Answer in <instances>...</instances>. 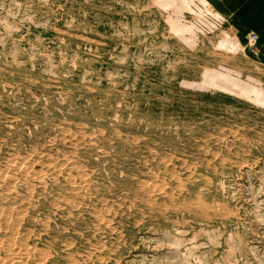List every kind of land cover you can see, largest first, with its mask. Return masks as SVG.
Wrapping results in <instances>:
<instances>
[{
	"label": "rangeland",
	"instance_id": "1",
	"mask_svg": "<svg viewBox=\"0 0 264 264\" xmlns=\"http://www.w3.org/2000/svg\"><path fill=\"white\" fill-rule=\"evenodd\" d=\"M182 1L0 0V264H264V66Z\"/></svg>",
	"mask_w": 264,
	"mask_h": 264
},
{
	"label": "crops",
	"instance_id": "2",
	"mask_svg": "<svg viewBox=\"0 0 264 264\" xmlns=\"http://www.w3.org/2000/svg\"><path fill=\"white\" fill-rule=\"evenodd\" d=\"M185 6L193 15H208L207 21H199L201 27L225 30L230 44L246 43L251 33H257L261 48L256 57L264 66V0H183L182 11Z\"/></svg>",
	"mask_w": 264,
	"mask_h": 264
},
{
	"label": "bare ground",
	"instance_id": "3",
	"mask_svg": "<svg viewBox=\"0 0 264 264\" xmlns=\"http://www.w3.org/2000/svg\"><path fill=\"white\" fill-rule=\"evenodd\" d=\"M3 48V47H2ZM3 51V50H2ZM60 58V57H59ZM17 66V65H16ZM11 67H13V66H11ZM9 68V67H8ZM11 69H13V68H11ZM15 69V68H14ZM21 69V68H20ZM19 71V70H18ZM22 72V71H21ZM24 72V71H23ZM17 73V72H16ZM27 73H29V72H27ZM8 74V73H7ZM34 74V73H33ZM32 74V75H33ZM37 75H35V77H36ZM16 78V77H15ZM26 78V77H25ZM48 78V77H47ZM5 79V78H4ZM22 79V78H21ZM49 79V78H48ZM65 79H66V77H65ZM61 80V79H60ZM20 81V80H19ZM65 81V80H64ZM42 82V81H41ZM57 82V81H56ZM66 82V81H65ZM64 83V82H63ZM22 84V83H21ZM58 84V83H57ZM96 86V85H95ZM42 87V86H41ZM77 88V87H76ZM108 88V87H107ZM13 89V88H12ZM46 89H48V88H46ZM100 89V88H99ZM2 90H3V88H2ZM17 90V89H16ZM24 90H26V89H24ZM51 90V89H50ZM49 90V91H50ZM11 91V90H10ZM52 91V90H51ZM97 91H99V90H97ZM40 92V91H39ZM41 93V92H40ZM23 94V93H22ZM18 95H20V94H18ZM23 96V95H22ZM28 96V95H27ZM105 96H106V94H105ZM24 97V96H23ZM8 98V97H7ZM6 98V99H7ZM22 98V97H21ZM27 98H29V97H27ZM12 99V98H11ZM30 99V98H29ZM28 99V100H29ZM2 100V99H1ZM14 100V99H13ZM15 100H16V97H15ZM31 100V99H30ZM24 101V100H23ZM35 100H33V102H34ZM8 102V101H7ZM42 102V101H41ZM59 102V101H58ZM4 103V102H3ZM29 103V102H28ZM44 103V102H43ZM49 103V102H48ZM8 104V103H7ZM14 104V103H13ZM22 104V103H21ZM24 104V103H23ZM65 104V103H64ZM67 104V103H66ZM31 105V104H30ZM50 105V104H49ZM67 105H69V104H67ZM16 106V105H15ZM36 106V105H35ZM58 106V105H57ZM61 106V105H60ZM65 106V105H64ZM64 106H63V108H64ZM38 107V106H37ZM52 107V106H51ZM50 107V108H51ZM54 107H56V106H54ZM30 108V107H29ZM6 109V108H5ZM18 109V108H17ZM23 109V108H22ZM21 109V110H22ZM52 109V108H51ZM79 109V108H78ZM31 110V109H30ZM20 111V110H19ZM25 111V110H24ZM27 111V110H26ZM80 111V110H79ZM17 112V111H16ZM44 112V111H43ZM32 113H34V112H32ZM56 113V112H55ZM12 114V113H11ZM19 114V113H18ZM29 113H27V115H28ZM44 114V113H43ZM31 115V114H30ZM29 115V116H30ZM33 115V114H32ZM75 115V114H74ZM61 116V115H60ZM22 117V116H21ZM25 117V116H24ZM35 117V116H34ZM41 117V116H40ZM77 117V116H76ZM81 117V116H80ZM79 117V118H80ZM26 118V117H25ZM58 118V117H57ZM87 118H88V116H87ZM113 118V117H112ZM29 119V118H28ZM37 119V118H36ZM40 119V118H39ZM32 120V119H31ZM68 120V119H67ZM102 120V119H101ZM21 121V120H20ZM23 121V120H22ZM10 122V121H9ZM11 122H13V121H11ZM83 122H84V120H83ZM105 122V121H104ZM1 123V122H0ZM32 123V122H31ZM43 123V122H42ZM102 123V122H101ZM108 123V122H107ZM15 124H16V122H15ZM46 124V123H45ZM56 124V123H55ZM93 124V123H92ZM94 124H95V122H94ZM118 124V123H117ZM73 125V124H72ZM72 125H70V126H72ZM104 125V124H103ZM107 125V124H106ZM105 125V126H106ZM109 125V124H108ZM55 126V125H54ZM101 126V125H100ZM18 127V126H17ZM44 127V126H43ZM115 127V126H114ZM118 127V126H117ZM119 127H120V125H119ZM42 128V127H41ZM76 128V127H75ZM79 128V127H78ZM98 128V127H97ZM111 128V127H110ZM121 128V127H120ZM73 129V128H72ZM115 129V128H114ZM19 130V129H18ZM57 130V129H56ZM94 130V129H93ZM99 130V129H98ZM110 130V129H109ZM52 131H53V129H52ZM67 131V130H66ZM54 132V131H53ZM76 132V131H75ZM92 132V131H91ZM97 132V131H96ZM109 132V131H108ZM118 132V131H117ZM1 133V132H0ZM34 133V135L35 134H38L39 132H37V133H35V132H33ZM49 133H51V131L49 132ZM87 133V132H86ZM19 134V133H18ZM41 134V133H40ZM53 134V133H52ZM64 134V133H63ZM71 134V133H70ZM81 134V133H80ZM106 134L108 135L109 133H107L106 132ZM26 135V134H25ZM59 135H60V132H59ZM76 135V134H75ZM107 135H105L104 134V136L106 137ZM113 135V134H112ZM117 135V134H116ZM2 136V135H1ZM49 136V135H48ZM110 136V135H109ZM108 136V137H109ZM140 136V135H139ZM14 137V136H13ZM28 137V136H27ZM36 137V136H35ZM67 137V136H66ZM87 138V137H86ZM94 138V137H93ZM131 138V137H130ZM31 139V138H30ZM35 139V138H34ZM60 139V138H59ZM94 139H96V138H94ZM109 139V138H108ZM107 139V140H108ZM114 139V138H113ZM9 140V139H8ZM36 140V139H35ZM38 140H40V139H38ZM38 140H37V142H38ZM47 140H48V138H47ZM70 140V139H69ZM11 141V140H10ZM18 141V140H17ZM16 141V142H17ZM44 141V140H43ZM49 141V140H48ZM58 141V140H57ZM101 141H103V140H101ZM127 141V140H126ZM5 142V141H4ZM13 142H15V140L13 141ZM72 142V141H71ZM71 142H70V144H71ZM96 142H97V140H96ZM117 142V141H116ZM131 142V141H130ZM8 143V142H7ZM33 143H35V142H33ZM124 143V142H123ZM129 143V142H128ZM147 143V142H146ZM9 144V143H8ZM56 144V143H55ZM68 144V143H67ZM82 144V143H81ZM88 144V143H87ZM111 144V143H110ZM127 144V143H126ZM135 144V143H134ZM149 144V143H148ZM151 144V143H150ZM5 145V144H4ZM21 145V144H20ZM50 145H52V144H50ZM104 145V144H103ZM102 145V146H103ZM119 145H122V144H119ZM125 145V144H124ZM128 145V144H127ZM9 146V145H8ZM7 146V147H8ZM15 146V145H14ZM33 146V145H32ZM42 146V145H41ZM41 146H40V148H41ZM56 146V145H55ZM59 146V145H58ZM66 146V145H65ZM68 146V145H67ZM76 146V145H75ZM87 146V145H86ZM94 146V145H93ZM96 146V145H95ZM94 146V148H97V147H95ZM97 146H99V145H97ZM150 146H152V145H150ZM49 147V146H48ZM84 147V146H83ZM101 147V146H100ZM113 147V146H112ZM115 147V146H114ZM2 148V147H1ZM18 148V147H17ZM16 148V149H17ZM38 148H39V146H38ZM55 148V147H54ZM110 148H111V145H110ZM134 148V147H133ZM140 148V147H139ZM185 148V147H184ZM7 149V148H6ZM46 149V148H45ZM62 149V148H61ZM74 149H75V147H74ZM90 149V148H89ZM107 149V148H106ZM115 149V148H114ZM126 149V148H125ZM129 149V148H128ZM135 149H137V148H135ZM134 149V150H135ZM144 149V148H143ZM156 149V148H155ZM190 149V148H189ZM14 150V149H13ZM71 150V149H70ZM88 150V149H87ZM91 150V149H90ZM89 150V151H90ZM96 150V149H95ZM109 150V149H108ZM118 150H119V148H118ZM130 150V149H129ZM145 150V149H144ZM186 150V149H185ZM201 150V149H200ZM15 151H17V150H15ZM14 151V152H15ZM24 151V150H23ZM43 151V150H42ZM80 151H83L82 150V148L80 149ZM97 151V150H96ZM117 151V150H116ZM133 151V150H132ZM184 151V150H183ZM190 151V150H189ZM21 152V151H20ZM19 152V153H20ZM32 152V151H31ZM71 152V151H70ZM85 152V151H84ZM103 152V151H102ZM106 152V151H105ZM125 152V151H124ZM143 152V151H142ZM148 152V151H147ZM150 152V151H149ZM164 152V151H163ZM23 153V152H22ZM80 153H82V152H80ZM96 153V152H95ZM111 153V152H110ZM127 153V152H126ZM1 154V153H0ZM10 154V153H9ZM35 154H37V153H35ZM87 154V153H86ZM94 154V153H93ZM100 154V153H99ZM117 154V153H116ZM127 154H129V153H127ZM27 155V154H26ZM45 155V154H44ZM97 155V154H96ZM120 155V154H119ZM138 155V154H137ZM10 156V155H9ZM34 156V155H33ZM80 156V155H79ZM85 156H87V155H85ZM102 156V155H101ZM124 156V155H123ZM127 156V155H126ZM168 156V155H167ZM36 157V156H35ZM38 157V156H37ZM43 157V156H42ZM81 157V156H80ZM127 157H129V156H127ZM3 158V157H2ZM1 158V159H2ZM22 158V157H21ZM25 158V157H24ZM28 158V157H27ZM33 158V157H32ZM111 158V157H110ZM115 158V157H114ZM163 158V157H162ZM4 159V158H3ZM7 159H8V157H7ZM48 159V158H47ZM89 159H90V156H89ZM101 159V158H100ZM159 159H161V158H159ZM9 160V159H8ZM50 160H52V159H50ZM63 160V159H62ZM67 160V159H66ZM149 160V159H148ZM34 161V160H33ZM45 161V160H44ZM49 161V160H48ZM54 161V160H53ZM1 162V161H0ZM29 162V161H28ZM68 162V161H67ZM77 162V161H76ZM87 162V161H86ZM37 163V162H36ZM73 163V162H72ZM82 163V162H81ZM94 163V162H93ZM92 163V164H93ZM7 164V163H6ZM28 164V163H27ZM26 164V165H27ZM88 164V163H87ZM90 164V163H89ZM59 165V164H58ZM91 165V164H90ZM158 165V164H157ZM160 165V164H159ZM86 166V165H85ZM136 166H137V164H136ZM14 167V166H13ZM32 167V166H31ZM41 168V167H40ZM91 168V167H90ZM153 168H154V166H153ZM24 169V168H23ZM42 169V168H41ZM143 169V168H142ZM15 170V169H14ZM20 170V169H19ZM46 170H48V169H46ZM63 170V169H62ZM84 170V169H83ZM96 170V169H95ZM144 170V169H143ZM160 170V169H159ZM158 170V171H159ZM44 171V170H43ZM50 171V170H49ZM55 171V170H54ZM56 171H58V170H56ZM64 171V170H63ZM72 171V170H71ZM89 171V170H88ZM145 171H147V170H145ZM157 171V172H158ZM75 172V171H74ZM150 172V171H149ZM161 172V171H160ZM167 172V171H166ZM21 173V172H20ZM34 173V172H33ZM46 173V172H45ZM55 173V172H54ZM100 173V172H99ZM98 173V174H99ZM145 173V172H144ZM171 173V172H170ZM5 174V173H4ZM9 174V173H8ZM18 174V173H17ZM16 174V175H17ZM50 174V173H49ZM66 174V173H65ZM103 174V173H102ZM115 174V173H114ZM120 174V173H119ZM135 174H137V173H135ZM135 174H134V176H135ZM164 174V173H163ZM162 174V175H163ZM169 174V173H168ZM208 174V173H207ZM213 174V173H212ZM77 175V174H76ZM104 175V174H103ZM121 175V174H120ZM128 175V174H127ZM165 175V174H164ZM18 176H20V175H18ZM79 176V175H78ZM77 176V177H78ZM100 176V175H99ZM107 176V175H106ZM116 176V175H115ZM114 176V177H115ZM118 176V175H117ZM124 176V175H123ZM123 176H122V178H123ZM151 176H153V175H151ZM169 176V175H168ZM70 177V176H69ZM95 177V176H94ZM120 177V176H119ZM128 177V176H127ZM131 177V176H130ZM136 177H138V176H136ZM147 177V176H146ZM160 177V176H159ZM162 177V176H161ZM167 177V176H166ZM214 177V176H213ZM18 178V177H17ZM49 178H50V176H49ZM52 178V177H51ZM89 178V177H88ZM99 178V177H98ZM107 178V177H106ZM113 178V177H112ZM111 178V179H112ZM122 178H120L121 179V181H122ZM153 178V177H152ZM64 179V178H63ZM70 179V178H69ZM77 179V178H76ZM82 179V178H81ZM90 179V178H89ZM95 179V178H94ZM107 179H109V178H107ZM144 179V178H143ZM160 179V178H159ZM166 179V178H165ZM174 179H175V177H174ZM214 179V178H213ZM25 180V179H24ZM48 180V179H47ZM101 180V179H100ZM105 180V179H104ZM110 180V179H109ZM125 180V179H124ZM132 181H134L133 179H131ZM142 180V179H141ZM140 180V181H141ZM207 180V179H206ZM52 181V180H51ZM50 181V182H51ZM89 181V180H88ZM112 181V180H111ZM126 181V180H125ZM124 181V182H125ZM139 181V180H138ZM161 181V180H160ZM168 181V180H167ZM4 182V181H3ZM36 182V181H35ZM54 182V181H53ZM63 182V181H62ZM102 182V181H101ZM114 182V181H113ZM116 182V181H115ZM123 182V181H122ZM142 182V181H141ZM169 182V181H168ZM10 183V182H9ZM12 183V182H11ZM19 183V182H18ZM61 183V182H60ZM126 183V182H125ZM125 183H123V184H125ZM132 183V182H131ZM170 183V182H169ZM63 184V183H62ZM98 184H100V183H98ZM102 184V183H101ZM108 184V183H107ZM171 184V183H170ZM7 185V184H6ZM49 185V184H48ZM54 185V184H53ZM66 185V184H65ZM139 185V184H138ZM199 185V184H198ZM204 185V184H203ZM216 185V184H215ZM8 186V185H7ZM22 186V185H21ZM50 186V185H49ZM71 186V185H70ZM93 186V185H92ZM97 186V185H96ZM103 186V185H102ZM132 186V185H131ZM136 186V185H135ZM11 187V186H10ZM31 187H33V186H31ZM30 187V188H31ZM77 187H79V186H77ZM120 187L121 186H119V189H120ZM129 187V186H128ZM175 187V186H174ZM191 187V186H190ZM5 188V187H4ZM12 188V187H11ZM10 188V189H11ZM19 188H22V187H19ZM44 188V187H43ZM192 188H194V187H192ZM191 188V189H192ZM217 188V187H216ZM3 189V188H2ZM28 189V188H27ZM26 189V190H27ZM37 189V188H36ZM56 189V188H55ZM92 189V188H91ZM105 189V188H104ZM130 189V188H129ZM135 189V188H134ZM49 190H51V188L49 189ZM54 190V189H53ZM59 190V189H58ZM61 190V189H60ZM71 190V189H70ZM73 190H74V187H73ZM99 190V189H98ZM111 190V189H110ZM115 191H116V189H114ZM118 190V189H117ZM177 190V189H176ZM215 190V189H214ZM41 191V190H40ZM63 191V190H62ZM112 191V190H111ZM121 190H119V192H120ZM140 191V190H139ZM138 191V192H139ZM141 191H143V190H141ZM145 191H147V190H145ZM200 191V190H199ZM48 192V191H47ZM68 192H70V191H68ZM117 192V191H116ZM148 192H149V190H148ZM169 192V191H168ZM15 193H17V192H15ZM30 193V192H29ZM35 193V192H34ZM44 193V192H43ZM64 193V192H63ZM77 193V192H76ZM95 193V192H94ZM94 193H92V194H94ZM101 193V192H100ZM108 193V192H107ZM121 193V192H120ZM185 193V192H184ZM58 194V193H57ZM80 194H81V192H80ZM103 194H104V192H103ZM109 194V193H108ZM116 194V193H115ZM118 194V193H117ZM124 194H126L125 192H124ZM137 194V193H136ZM161 194V193H160ZM192 194V193H191ZM11 195V194H10ZM29 195V194H28ZM33 195V194H32ZM69 195H70V193H69ZM130 195H132L131 193H130ZM190 195V194H189ZM18 196V195H17ZM34 196V195H33ZM47 196V195H46ZM98 196V195H97ZM104 196V195H103ZM106 196H108V195H106ZM118 196H119V194H118ZM121 196V195H120ZM147 196V195H146ZM182 196H183V194H182ZM191 196V195H190ZM25 197V196H24ZM70 197V196H69ZM77 197V196H76ZM88 197V196H87ZM92 197V196H91ZM111 197V196H110ZM131 197V196H130ZM161 197H163V196H161ZM192 197V196H191ZM205 197V196H204ZM30 198V197H29ZM45 198V197H44ZM81 198V197H80ZM98 198V197H97ZM104 198V197H103ZM121 198H123V197H121ZM132 198V197H131ZM139 198V197H138ZM145 198V197H144ZM42 199V198H41ZM87 199V198H86ZM93 199V198H92ZM146 199V198H145ZM148 199H150V198H148ZM162 199V198H161ZM191 199V198H190ZM16 200H18V199H16ZM45 200V199H44ZM49 200V199H48ZM100 200V199H99ZM104 200V199H103ZM116 200V199H115ZM124 200V199H123ZM144 200V199H143ZM34 201V200H33ZM38 201V200H37ZM41 201V200H40ZM77 201V200H76ZM140 201V200H139ZM138 201V202H139ZM19 202V201H18ZM21 202V201H20ZM26 202V201H25ZM35 202V201H34ZM43 202V201H42ZM48 202V201H47ZM78 202V201H77ZM115 202V201H114ZM121 202V201H120ZM4 203V202H3ZM33 203V202H32ZM43 203H46V201H44ZM64 203V202H63ZM91 203V202H90ZM113 203V202H112ZM209 203V202H208ZM92 204H93V202H92ZM111 204V203H110ZM115 204V203H114ZM121 204V203H120ZM139 204V203H138ZM144 204V203H143ZM14 205V204H13ZM19 205V204H18ZM21 205V204H20ZM62 205V204H61ZM69 205V204H68ZM91 205V204H90ZM98 205H101V204H98ZM109 205V204H108ZM113 205V204H112ZM141 205V204H140ZM146 205V204H145ZM149 205V204H148ZM30 206H32V205H30ZM95 206V205H94ZM150 206V205H149ZM74 207V206H73ZM91 207V206H90ZM104 207V206H103ZM189 207V206H188ZM6 208H7V206H6ZM9 208V207H8ZM20 208V207H19ZM51 208V207H50ZM84 208V207H83ZM86 208V207H85ZM119 208V207H118ZM23 209V208H22ZM25 209V208H24ZM29 209V208H28ZM32 209V208H31ZM45 209V208H44ZM47 209V208H46ZM88 209V208H87ZM95 209V208H94ZM101 209V208H100ZM120 209V208H119ZM121 209H123V208H121ZM37 210V209H36ZM60 210V209H59ZM111 210V209H110ZM113 210V209H112ZM116 210V209H115ZM126 210V209H125ZM128 210V209H127ZM146 210V209H145ZM1 211V210H0ZM17 211V210H16ZM40 211V210H39ZM43 211V210H42ZM56 211V210H55ZM64 211V210H63ZM73 211V210H72ZM170 211H171V209H170ZM170 211H168V212H170ZM21 212V211H20ZM59 212V211H58ZM67 212V211H66ZM88 212V211H87ZM122 212V211H121ZM139 212V211H138ZM146 212V211H145ZM22 213V212H21ZM30 213H31V211H30ZM33 213V212H32ZM63 213H65V212H63ZM86 213V212H85ZM89 213V212H88ZM113 213V212H112ZM115 213V212H114ZM125 213V212H124ZM139 213H141V212H139ZM147 213V212H146ZM167 213V212H166ZM173 213V212H172ZM174 213H176V212H174ZM62 214V213H61ZM75 214V213H74ZM182 214H183V211H182ZM10 215V214H9ZM30 215V214H29ZM32 215V214H31ZM30 215V216H31ZM35 215V214H34ZM40 215V214H39ZM51 215V214H50ZM112 215V214H111ZM120 215H122V214H120ZM134 215V214H133ZM141 215V214H140ZM181 215V214H180ZM13 216H15V215H13ZM33 216V215H32ZM38 216V215H37ZM46 216V215H45ZM62 216V215H61ZM76 216V215H75ZM108 216H110V214L108 215ZM124 216V215H123ZM188 216V215H187ZM24 217V216H23ZM34 217V216H33ZM39 217V216H38ZM92 217V216H91ZM97 217V216H96ZM111 217V216H110ZM134 217H136V216H134ZM149 217V216H148ZM171 217V216H170ZM175 217H176V215H175ZM197 217V216H196ZM3 218V217H2ZM37 218V217H36ZM71 218H72V216H71ZM83 218V217H82ZM93 218V217H92ZM121 218V217H120ZM124 219H125V217H123ZM131 218V217H130ZM17 219V218H16ZM24 219V218H23ZM94 219H95V217H94ZM18 220H20V219H18ZM57 220V219H56ZM61 220H64V219H61ZM81 220V219H80ZM88 220V219H87ZM86 220V221H87ZM92 220V219H91ZM120 221H121V219H119ZM123 220V219H122ZM127 220V219H126ZM2 221V220H1ZM6 221V220H5ZM15 221H17V220H15ZM28 221V220H27ZM33 221V220H32ZM58 221V220H57ZM77 221V220H76ZM85 221V220H84ZM96 221V220H95ZM125 221V220H124ZM130 221V220H129ZM135 221V220H134ZM133 221V222H134ZM25 222V221H24ZM80 222V221H79ZM117 222V221H116ZM132 222V223H133ZM11 223V222H10ZM38 223V222H37ZM40 223V222H39ZM51 223H53V222H51ZM77 223V222H76ZM81 223V222H80ZM123 223V222H122ZM128 223V222H127ZM2 224V223H1ZM22 224H24V223H22ZM31 224H33V222L31 223ZM36 224V223H35ZM44 224V223H43ZM56 224V223H55ZM54 224V225H55ZM87 224H89V222L87 223ZM114 224V223H113ZM3 225V224H2ZM1 225V226H2ZM5 225V224H4ZM26 225V224H25ZM57 225V224H56ZM73 225V224H72ZM77 225V224H76ZM6 226V225H5ZM28 226V225H27ZM53 226V225H52ZM52 226H51V228H52ZM94 226H95V224H94ZM114 226V225H113ZM122 226V225H121ZM3 227V226H2ZM8 227V226H7ZM23 227V226H22ZM25 227V226H24ZM63 227V226H62ZM81 227V226H80ZM108 227H110V226H108ZM123 227H125V226H123ZM128 227V226H127ZM34 228V227H33ZM53 228H55V226L53 227ZM64 228V227H63ZM72 228H74V227H72ZM85 228V227H84ZM101 228V227H100ZM3 229V228H2ZM9 229V228H8ZM21 229V228H20ZM26 229V228H25ZM27 229H28V227H27ZM42 229V228H41ZM43 230V229H42ZM54 230V229H53ZM55 230H57V229H55ZM71 230V229H70ZM90 230V229H89ZM92 230V229H91ZM29 231V230H28ZM39 231H40V229H39ZM126 231V230H125ZM30 232V231H29ZM42 232H45V231H42ZM63 232V231H62ZM87 232H88V230H87ZM112 232V231H111ZM128 232V231H127ZM17 233V232H16ZM20 233V232H19ZM58 233V232H57ZM69 233V232H68ZM73 233V232H72ZM115 233H117V232H115ZM10 234V233H9ZM21 234V233H20ZM34 234V233H33ZM38 234H40V233H38ZM61 234V233H60ZM65 235H67V233H64ZM91 234V233H90ZM96 234H98V233H96ZM101 234V233H100ZM111 234V233H110ZM37 235V234H36ZM56 235V234H55ZM62 235V234H61ZM76 235V234H75ZM79 235H82V234H79ZM125 235H126V233H125ZM1 236V235H0ZM23 236V235H22ZM45 236V235H44ZM89 236V235H88ZM2 237V236H1ZM6 237V236H5ZM46 237V236H45ZM56 237V236H55ZM63 237V236H62ZM75 237V236H74ZM77 237V236H76ZM100 237V236H99ZM10 238V237H9ZM21 238V237H20ZM20 238H17L18 240L20 239ZM83 238V237H82ZM86 238V237H85ZM107 238V237H106ZM87 239V238H86ZM86 239H84V240H86ZM92 239V238H91ZM23 240V239H22ZM43 240V239H42ZM46 240V239H45ZM51 240V239H50ZM64 240V239H63ZM79 240V239H78ZM93 240V239H92ZM96 240V239H95ZM110 240V239H109ZM126 240V239H125ZM5 241V240H4ZM12 241H13V238H12ZM59 241V240H58ZM61 241V240H60ZM70 241V240H69ZM74 241V240H73ZM111 241V240H110ZM20 242V241H19ZM49 242V241H48ZM54 242V241H53ZM63 242V241H62ZM86 242H87V240H86ZM89 242V241H88ZM127 242V241H126ZM7 243V242H6ZM12 243V242H11ZM21 243V242H20ZM23 243V242H22ZM46 243V242H45ZM60 243V242H59ZM64 243V242H63ZM62 243V244H63ZM97 243H99V242H97ZM110 243V242H109ZM128 243V242H127ZM15 245V246H17L15 243H12L11 245ZM25 244V243H24ZM23 244V245H24ZM28 244V243H27ZM32 244V243H31ZM48 244V243H47ZM56 244V243H55ZM134 244H136V243H134ZM9 245H10V243H9ZM8 245V243H7V245H6V247H5V249H6V251H8V254L9 255H13V254H11L12 253V250L15 248L16 249V247L14 246V248L13 249H11V247ZM36 245V244H35ZM57 245V244H56ZM90 245V244H89ZM19 246V245H18ZM27 246V245H26ZM52 246V245H51ZM62 246V245H61ZM86 246H87V244H86ZM93 246V245H92ZM131 246V245H130ZM43 247V246H42ZM54 247H55V245H54ZM83 247V246H82ZM115 247V246H114ZM2 248H4V247H2ZM19 249H20V247H18ZM17 248V249H18ZM24 248H26L25 246H24ZM32 248V247H31ZM46 248H49V247H46ZM85 248V247H84ZM89 248V247H88ZM113 248V247H112ZM18 249V250H19ZM34 249V248H33ZM39 249V248H38ZM37 249V250H38ZM93 249V248H92ZM99 249V248H98ZM134 249V248H133ZM1 250V249H0ZM21 250H23V249H21ZM24 250H26V249H24ZM29 250V249H28ZM39 250H41V249H39ZM66 250V249H65ZM71 250V249H70ZM72 250H73V248H72ZM83 250V249H82ZM43 251V250H42ZM46 251V250H45ZM44 251V252H45ZM58 252H59V250H57ZM76 251V250H75ZM15 252H16V250H15ZM22 252V251H21ZM28 252V251H27ZM36 252H38V251H36ZM43 252V253H44ZM67 252V251H66ZM88 252V251H87ZM99 252V251H98ZM131 252V251H130ZM136 252H138V251H136ZM23 253V252H22ZM39 253V252H38ZM42 253V252H41ZM43 253H42V255H43ZM16 254H18L17 252H16ZM15 254V255H16ZM28 254V253H27ZM26 254V255H27ZM51 254V253H50ZM50 254H48V255H50ZM64 254V253H63ZM106 254H107V252H106ZM131 254V253H130ZM19 255V254H18ZM20 255H22V254H20ZM41 255V254H40ZM65 255V254H64ZM67 255V254H66ZM86 255V254H85ZM88 255H89V253H88ZM103 255H104V253H103ZM132 255V254H131ZM25 256V255H24ZM28 256V255H27ZM32 256V255H31ZM36 256V255H35ZM45 256V255H44ZM43 256V257H44ZM75 256H76V254H75ZM79 256V255H78ZM16 257V256H15ZM21 257V256H20ZM22 257H23V255H22ZM30 257V256H29ZM77 257V256H76ZM9 258H10V260H12L11 259V256H9ZM8 258V259H9ZM27 258V257H26ZM47 258V257H46ZM78 258V257H77ZM104 258V257H103ZM6 259V258H5ZM22 259H24V257L22 258ZM36 259V258H35ZM45 259V258H44ZM60 259V258H59ZM124 259V258H123ZM2 259L0 258V261H1ZM7 260V259H6ZM25 260V259H24ZM42 261H43V259H41ZM55 260H57V259H55ZM63 260V259H62ZM73 260V259H72ZM5 261V260H4ZM13 261V260H12ZM31 261V260H30ZM38 261H40V260H38ZM42 261H40V262H42ZM64 261V260H63ZM83 261V260H82ZM91 261V260H90ZM89 261V262H90ZM100 261V260H99ZM3 262V261H2ZM8 262H9V260H8ZM71 262V261H70ZM81 262V261H80ZM93 262V261H92ZM6 263V262H5ZM60 263H61V261H60ZM63 263V262H62ZM7 264H9V263H7ZM46 264V263H45ZM67 264V263H66ZM107 264V263H106Z\"/></svg>",
	"mask_w": 264,
	"mask_h": 264
},
{
	"label": "built area",
	"instance_id": "4",
	"mask_svg": "<svg viewBox=\"0 0 264 264\" xmlns=\"http://www.w3.org/2000/svg\"><path fill=\"white\" fill-rule=\"evenodd\" d=\"M259 36L257 33L253 32L248 36L247 49L250 55L258 56L260 53L261 46L259 45Z\"/></svg>",
	"mask_w": 264,
	"mask_h": 264
}]
</instances>
